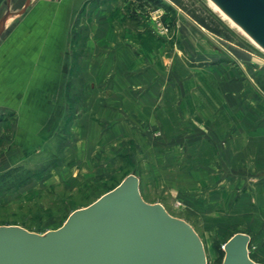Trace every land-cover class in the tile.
Masks as SVG:
<instances>
[{
	"label": "rangeland",
	"instance_id": "obj_1",
	"mask_svg": "<svg viewBox=\"0 0 264 264\" xmlns=\"http://www.w3.org/2000/svg\"><path fill=\"white\" fill-rule=\"evenodd\" d=\"M6 1L0 11V46L5 44L7 34L20 32L23 19H38L37 13L29 16L30 10L10 8L3 24L8 12ZM163 1L169 8L138 10L140 19L134 20L131 8L136 4L125 0L123 22H111L113 29L119 33L151 32L175 56L177 50L181 51V59L173 56V67L175 75L184 78L188 75L186 66L194 63L185 52L186 41L185 45L179 41V33H183L179 25L193 20L200 38L205 34L204 43H191L193 48L188 49L195 55L209 51L221 54L217 64L222 85L211 74L195 70L189 79L177 83L176 90L174 83L166 89L157 109L163 135L190 133L196 123L205 127L208 122L210 128L206 136L197 134L199 143L191 152H154L152 158L143 154L136 158L141 195L145 202L161 204L171 216L195 230L203 243L207 264H222L225 244L239 233L250 236L249 255L256 263L264 264V50L209 0L181 1L200 16L211 12L219 18L228 28L230 40L203 27L172 0ZM48 9L52 11L51 6L46 7L42 15ZM161 23L168 27L167 31L159 28ZM14 75L7 73L9 80ZM10 83L0 77V174L22 165L24 173L32 176L22 185L0 190V227L15 226L45 235L63 227L73 212L89 207L118 187L134 170V164L127 156L118 157L114 151L107 154L108 148L96 144L106 129L100 119L89 121L87 137L93 138L94 149L86 147L85 137H81L84 121L73 123L68 108L61 130L53 137L48 139L39 133L28 136L21 125L22 89L16 87L19 83L15 81V87L5 86ZM89 107L95 118L100 117L101 106ZM95 132L99 136H94ZM162 133L152 131V137L162 140ZM119 141L115 139L110 145ZM103 156L119 160L104 177ZM147 174L150 181L160 174L159 183L153 179L149 185Z\"/></svg>",
	"mask_w": 264,
	"mask_h": 264
},
{
	"label": "crops",
	"instance_id": "obj_2",
	"mask_svg": "<svg viewBox=\"0 0 264 264\" xmlns=\"http://www.w3.org/2000/svg\"><path fill=\"white\" fill-rule=\"evenodd\" d=\"M3 3L0 0V11ZM125 4V0H11V10H30L29 16L37 13L38 19L29 18L27 22L23 19L20 32L6 35L9 36L5 44L0 46V77L11 82L5 86L15 87V81L19 83L16 87L22 89L21 125L28 136L36 137L39 133L48 139L53 137L61 130L68 108L73 123L84 121L81 137H85L83 143L92 150L94 141L87 137L90 136L87 127L89 121L100 119L106 129L100 136L94 133L101 137L96 144L108 148L107 154L114 151L118 157L127 156L134 164L128 175H136L141 185V177L135 171L136 158H142V154L152 158L154 152H191L193 145L199 143L197 134L206 136L210 128L208 122L205 127L196 123L190 133L163 135L157 109L166 89L174 83L176 90L177 83L189 79L195 70L211 74L222 85L217 64L222 56L210 51L193 54L188 46H201L205 34L200 38L193 20L181 24L183 33H179V41L182 44L186 41L185 52L194 65L186 66V77L175 75L176 53L165 49L156 34L119 33L113 29L111 22H123ZM50 6L52 11L48 9L42 15V10ZM177 53L175 57L179 60L182 53L179 50ZM7 73L16 76L9 80ZM95 105L101 106L100 117L96 118L89 111V106ZM81 106H86L85 111ZM111 120H114L112 125ZM155 130L163 132L160 142L152 137ZM115 139L120 141L111 146ZM116 161L119 160L103 156L102 177L115 169ZM186 163L190 165L188 160ZM159 176L152 177L156 183ZM146 177L151 185L150 174Z\"/></svg>",
	"mask_w": 264,
	"mask_h": 264
},
{
	"label": "water",
	"instance_id": "obj_3",
	"mask_svg": "<svg viewBox=\"0 0 264 264\" xmlns=\"http://www.w3.org/2000/svg\"><path fill=\"white\" fill-rule=\"evenodd\" d=\"M264 50V0H209ZM8 12L2 19L5 24ZM247 234L224 246L222 264H259ZM0 264H207L203 243L161 204L145 202L136 175L45 235L0 227Z\"/></svg>",
	"mask_w": 264,
	"mask_h": 264
},
{
	"label": "trees",
	"instance_id": "obj_4",
	"mask_svg": "<svg viewBox=\"0 0 264 264\" xmlns=\"http://www.w3.org/2000/svg\"><path fill=\"white\" fill-rule=\"evenodd\" d=\"M172 1L175 2L178 6L183 7L185 10H187L189 14L203 27L207 28L216 35H219L229 40L231 39L228 33L229 30L226 27V25L219 18L215 17L211 12H209L210 14L207 13L204 16H200L196 13V11L194 12L186 8L181 0H172ZM134 3L136 4V6L134 8H131V11H133L131 14L134 17L133 18L134 20L140 19V16L139 15L137 16L136 14L138 10L144 11L146 9L154 10L158 8H165V9L169 8L168 5H166L163 0H134ZM20 169H22L21 172H19ZM31 176L32 175L30 174L28 175V172H26V174L24 173V169L22 168V165L14 168H10L6 172L0 174V190L4 188L5 189L14 188L19 185H22L27 180H29ZM220 252L223 253V250H220Z\"/></svg>",
	"mask_w": 264,
	"mask_h": 264
},
{
	"label": "built area",
	"instance_id": "obj_5",
	"mask_svg": "<svg viewBox=\"0 0 264 264\" xmlns=\"http://www.w3.org/2000/svg\"><path fill=\"white\" fill-rule=\"evenodd\" d=\"M159 28L163 29V30H168V27H165L162 23L159 25Z\"/></svg>",
	"mask_w": 264,
	"mask_h": 264
},
{
	"label": "bare ground",
	"instance_id": "obj_6",
	"mask_svg": "<svg viewBox=\"0 0 264 264\" xmlns=\"http://www.w3.org/2000/svg\"><path fill=\"white\" fill-rule=\"evenodd\" d=\"M213 6H215V5L213 4ZM215 8H216L217 10H219L216 6H215Z\"/></svg>",
	"mask_w": 264,
	"mask_h": 264
}]
</instances>
